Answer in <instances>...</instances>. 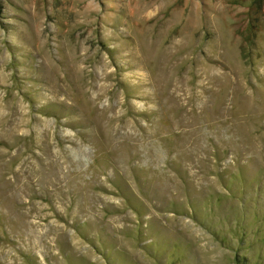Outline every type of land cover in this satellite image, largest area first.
<instances>
[{
  "label": "rangeland",
  "instance_id": "obj_1",
  "mask_svg": "<svg viewBox=\"0 0 264 264\" xmlns=\"http://www.w3.org/2000/svg\"><path fill=\"white\" fill-rule=\"evenodd\" d=\"M0 264H264V0H0Z\"/></svg>",
  "mask_w": 264,
  "mask_h": 264
}]
</instances>
